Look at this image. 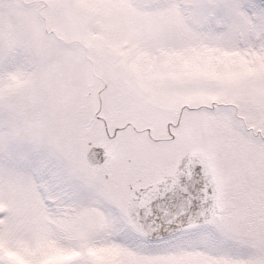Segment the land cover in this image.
<instances>
[{
	"label": "snow or ice",
	"instance_id": "obj_1",
	"mask_svg": "<svg viewBox=\"0 0 264 264\" xmlns=\"http://www.w3.org/2000/svg\"><path fill=\"white\" fill-rule=\"evenodd\" d=\"M0 264H264V0H0Z\"/></svg>",
	"mask_w": 264,
	"mask_h": 264
},
{
	"label": "rangeland",
	"instance_id": "obj_2",
	"mask_svg": "<svg viewBox=\"0 0 264 264\" xmlns=\"http://www.w3.org/2000/svg\"><path fill=\"white\" fill-rule=\"evenodd\" d=\"M53 258H54V259H60L61 257H60L59 254H57V255H55Z\"/></svg>",
	"mask_w": 264,
	"mask_h": 264
}]
</instances>
